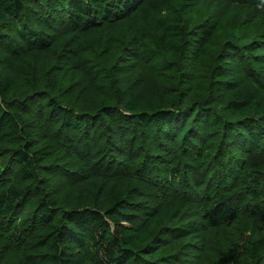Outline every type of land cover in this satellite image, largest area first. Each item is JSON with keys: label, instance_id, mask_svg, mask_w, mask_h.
I'll list each match as a JSON object with an SVG mask.
<instances>
[{"label": "trees", "instance_id": "1", "mask_svg": "<svg viewBox=\"0 0 264 264\" xmlns=\"http://www.w3.org/2000/svg\"><path fill=\"white\" fill-rule=\"evenodd\" d=\"M244 215L264 0H0V264H199Z\"/></svg>", "mask_w": 264, "mask_h": 264}, {"label": "rangeland", "instance_id": "2", "mask_svg": "<svg viewBox=\"0 0 264 264\" xmlns=\"http://www.w3.org/2000/svg\"><path fill=\"white\" fill-rule=\"evenodd\" d=\"M70 93L76 94L73 89ZM261 236H264V227L248 215H244L233 228L210 229L200 242L203 257L199 264H224L221 259L228 255L244 256L245 241H253Z\"/></svg>", "mask_w": 264, "mask_h": 264}]
</instances>
